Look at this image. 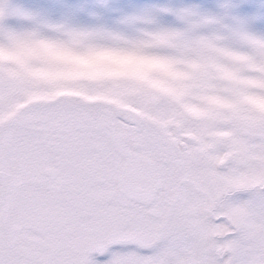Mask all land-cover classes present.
I'll list each match as a JSON object with an SVG mask.
<instances>
[{
  "label": "snow or ice",
  "instance_id": "obj_1",
  "mask_svg": "<svg viewBox=\"0 0 264 264\" xmlns=\"http://www.w3.org/2000/svg\"><path fill=\"white\" fill-rule=\"evenodd\" d=\"M176 15L138 38L181 58L178 98L0 78V264H264V111L241 99L264 95V37Z\"/></svg>",
  "mask_w": 264,
  "mask_h": 264
},
{
  "label": "clouds",
  "instance_id": "obj_2",
  "mask_svg": "<svg viewBox=\"0 0 264 264\" xmlns=\"http://www.w3.org/2000/svg\"><path fill=\"white\" fill-rule=\"evenodd\" d=\"M51 27L60 35L38 29L0 30V78L53 92L81 83L123 81L178 98V85L190 75L180 57L156 51L155 41L137 38L113 44L84 35L91 31ZM261 83L253 81L256 87ZM241 99L257 112L264 111V95L259 92L246 93Z\"/></svg>",
  "mask_w": 264,
  "mask_h": 264
},
{
  "label": "rangeland",
  "instance_id": "obj_3",
  "mask_svg": "<svg viewBox=\"0 0 264 264\" xmlns=\"http://www.w3.org/2000/svg\"><path fill=\"white\" fill-rule=\"evenodd\" d=\"M3 3L6 9L0 17V30L38 29L46 35H60L51 27L56 25L135 39L144 30L184 29L186 23L175 12V6L182 5L198 17H214L221 22L201 28L202 33L215 31L223 24L264 37V0H3Z\"/></svg>",
  "mask_w": 264,
  "mask_h": 264
},
{
  "label": "flooded vegetation",
  "instance_id": "obj_4",
  "mask_svg": "<svg viewBox=\"0 0 264 264\" xmlns=\"http://www.w3.org/2000/svg\"><path fill=\"white\" fill-rule=\"evenodd\" d=\"M181 9H186V8L182 5H176L175 6V12H177L178 10H181ZM93 256L95 259L100 260V261L106 260L108 258L107 253H105L103 255L94 253Z\"/></svg>",
  "mask_w": 264,
  "mask_h": 264
}]
</instances>
